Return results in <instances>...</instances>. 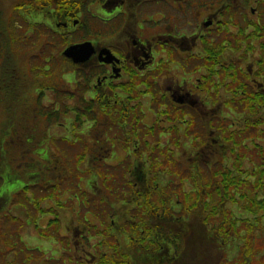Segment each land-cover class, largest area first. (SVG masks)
I'll return each mask as SVG.
<instances>
[{
  "label": "trees",
  "instance_id": "obj_1",
  "mask_svg": "<svg viewBox=\"0 0 264 264\" xmlns=\"http://www.w3.org/2000/svg\"><path fill=\"white\" fill-rule=\"evenodd\" d=\"M26 1L15 0L7 9L0 5V264H29L36 259H40L43 264L52 262L51 259L45 260L50 258L46 253L36 247H27L23 242L19 228L24 220L10 210L18 195L32 187L40 190L56 187V193H59L56 197H59L63 191H67L58 187L59 182L65 181L62 171L73 174L77 172L66 187H71L74 193L72 198L86 209L88 204L82 201L96 205L102 200L100 197L92 203L90 195L94 193L89 195L88 189L97 185V175L108 168L103 159L99 160L93 155L95 152L91 142L74 135L71 123L73 119L79 124L85 123L84 120L96 121V110L91 109L94 101H85L82 97L83 110L77 114L67 108L68 104L62 103L55 93L58 92L55 79H59L47 68L51 60H44L46 57L51 59V54H43L41 48L38 50L36 45L29 44L33 37L40 42L42 24L30 22L26 10L28 8L34 15H40L41 5L47 0H28L29 4ZM252 84L242 82L240 94L226 99V102L234 104L238 109H232L224 103L225 107L215 110L221 113L222 118L231 119L230 125L237 121L238 130L233 133L227 130L226 123L225 126L219 124V116L212 114L203 124L194 122L197 130L189 137L190 145L184 154L178 155L185 161L171 154L175 134L178 135L176 126L163 129L169 135L164 140L162 129H159L162 132L159 139L157 126L143 128L138 124L142 132L139 140L144 138L142 145L150 147L149 153H159V157L155 154L154 159L150 160L122 161L113 167L114 174L125 169L126 175L119 182H116V177L112 179V175H105L103 182L107 184L108 181L114 194L119 191L121 197H117V194L114 196L117 203L121 201L128 204L132 202L135 192V181L130 178V173L134 174L136 165L149 169L153 184L148 181L144 187L153 193L157 190L155 194L161 193V189L154 186L159 182L157 175H167L165 185L172 191L170 201L166 203L161 200L155 209L160 210L158 217H167L177 224L160 222L152 225L154 215L149 211L151 200L145 201V207L135 203L136 206L129 209V214L136 219L132 232L138 236L134 237L130 232L121 234L122 238L129 237V241L135 245L131 252L121 248L116 258L113 252L116 247H121V238H118L119 241L115 239V242L106 244L109 245L107 249L110 253L97 254L93 264H163L168 263V260L169 264H264V68ZM49 89H55V92ZM247 97L254 98L249 107L251 112L244 111V106L240 104ZM99 108L101 106L98 104ZM99 112L101 118L103 114L108 116V120L103 121H119L116 118L118 112L112 108L110 112ZM133 113L138 112L129 110L128 117L125 114L126 122L131 120ZM20 115L24 119L21 120ZM192 118L196 119L195 116ZM109 127L106 125L105 129ZM110 131L120 137L124 129L123 126H113ZM224 131L232 133L230 135L236 137V140L233 138L229 143L223 142L221 135ZM148 133L152 136L151 141L146 140ZM51 143L59 145L56 156L48 151ZM71 144L75 147H67L65 150V146ZM200 162L203 170L198 169ZM175 167L179 170L172 171ZM49 175L55 179L51 184L47 180ZM14 179L22 184L14 186ZM25 182L29 185L23 186ZM80 183H84V187H80ZM118 183L121 186H117ZM126 193L130 195L128 201L122 198L127 196ZM138 195L141 196V193ZM45 197V194L40 193L36 202L32 203L35 199L27 196V205L32 207L37 216L45 212L43 209L46 207L41 205ZM111 199L109 203L115 205V200L113 202ZM5 219L16 223L17 228H6L2 222ZM36 221V218L28 215L25 223L34 224ZM52 224H45L41 233L44 237L52 235L56 239L57 230L52 232ZM48 232L51 233L47 235ZM84 233L89 235L90 241L93 240L94 237L90 235L92 233L86 229L81 232L82 238L85 237ZM147 234L151 237L146 242L144 238ZM156 252L163 253L162 259L165 261L150 260Z\"/></svg>",
  "mask_w": 264,
  "mask_h": 264
},
{
  "label": "flooded vegetation",
  "instance_id": "obj_2",
  "mask_svg": "<svg viewBox=\"0 0 264 264\" xmlns=\"http://www.w3.org/2000/svg\"><path fill=\"white\" fill-rule=\"evenodd\" d=\"M40 12L29 11L30 22L42 24L40 42L29 44L51 54L44 60H51L47 68L59 80L58 92L49 90L75 114L83 110L82 97L94 101L96 121L71 123L74 135L91 142L93 155L108 166L159 157L142 145L144 138L139 140V123L157 126L159 139V129L176 126L171 154L176 157V149L184 154L197 130L194 122L203 124L226 99L240 94L242 82L253 85L264 68V44H255L264 33V0H47ZM84 43L91 50L85 61L64 55L67 47ZM228 82H236L234 89H226ZM110 108L119 121L100 117L98 110ZM129 110L138 113L126 122ZM113 126H123L120 137L110 131ZM162 138L169 135L163 131ZM114 144L124 147L118 158L110 150ZM85 229L78 224L69 233L72 228L65 226L56 239L50 235L60 244L50 264H93L98 250L105 253L89 235L82 238Z\"/></svg>",
  "mask_w": 264,
  "mask_h": 264
},
{
  "label": "rangeland",
  "instance_id": "obj_3",
  "mask_svg": "<svg viewBox=\"0 0 264 264\" xmlns=\"http://www.w3.org/2000/svg\"><path fill=\"white\" fill-rule=\"evenodd\" d=\"M2 4L1 8L3 9H7L10 8L11 5L14 3L15 0H1ZM28 4L30 3V1H26ZM45 3H42L41 5V9L43 8ZM5 7V8H4ZM27 17L29 18V9L27 8ZM22 12H24V10H22ZM11 13V12H10ZM33 15V14H32ZM253 32V31H252ZM255 36V35H254ZM32 41H35V43L37 42L36 38L33 37L31 38ZM13 43H18L16 41H14ZM264 44V33H259L258 37L256 38V42L255 44ZM22 44V43H20ZM65 44H62L61 46H63ZM247 63V62H246ZM244 67V66H243ZM246 77V76H245ZM234 83L236 82H228V84L226 85V89H234L235 86ZM262 93V92H261ZM52 98V97H51ZM50 98V99H51ZM241 100V99H240ZM254 98L252 97H247L244 98L242 100L243 103H240L241 105L244 106L246 112H249L250 109V105L253 104ZM225 104L229 105L230 107H232V109H238L237 106H234V104H230L228 102L225 101ZM251 112V111H250ZM212 114V116H219V124H223L225 126L226 123V129L227 130H231V132H235V130H238L237 127H239V123L236 121V123L234 125H230V120L229 118H222L221 117V113L217 112V111H212L210 112V115ZM209 115V116H210ZM20 119H24V117L22 115L19 116ZM149 114L147 113L146 115V119H148ZM210 125L213 127L212 129H214L215 127L212 125V120H210ZM56 127H54V131H55ZM51 130V129H49ZM216 130V129H215ZM217 131V130H216ZM228 131H224L221 135V137H223V142H231L232 139L234 138L236 140V137H232V134ZM249 134V132H248ZM217 135L218 131H217ZM220 137V136H219ZM227 140V141H226ZM69 147L70 149H72V147H75L74 145L71 144V146H65V150L66 148ZM176 149V148H175ZM110 150H113L114 153H116V158L119 157V155H121L122 153H124V147H122L119 144H114ZM49 152H53L54 155L52 156H56L59 153V145L58 144H52L48 149ZM42 152V150L40 152H38L39 154ZM176 158L181 160V161H185V159L183 158H179V149H176ZM71 158L74 159V156H71ZM166 160V159H165ZM112 163H116V160H113ZM173 165V164H172ZM117 165L114 166H108V168L106 169V171L101 172L100 174L97 175V185L95 187H93L92 189H88L89 195L90 193H94L93 196L90 195V199L92 200V203L99 199L100 197H102V200L98 201L96 205H91L90 202H86L87 207L86 209L83 208V206L75 199L72 198L73 194L72 193V189L71 187H66L67 183H70L73 181L75 175L77 174V172L73 173H67V171H62V175H65V181H61L59 182L58 187L63 188L64 190L67 191H63L62 195H60L59 197H56L57 195H59V193H56V187H53L52 189H38V187H32L31 189L29 188V190L25 193H22L21 195H18V201H14V203L12 204V206H10V210L12 213L18 215L22 220H24L22 222V227L19 228L20 230V235L23 238V242L25 243V245L27 247H36L39 250L43 251L44 253H46L48 256H50V254L52 255L51 252L55 253L58 251L60 244L57 242H54L50 239L49 236H43V233H41V226L52 222V226H53V231L57 230L60 233H63L64 231V227L68 226L71 227L72 230L69 231V233H71L73 231V227L75 225H80V226H84L86 228V231H89V233H92L90 235H92L94 238H92L93 240L91 241L92 244H100L101 243V249L104 251L105 249L108 248L109 245L106 246L107 243L109 242H115L116 238H121V247L120 249H117L116 247V251H114V255L116 256V258L119 256L118 253L121 252V248L127 250V252H131V249H133V247L135 246L133 243H131L129 241V237H124L122 238L121 234L124 233H132L134 235V237L138 236L136 233L132 232V226L134 225V218H132L129 214V209L132 208V206H136V204L138 205H142V207H145L146 203L145 201L147 199H150L152 202V205L150 206L149 211L153 213L154 215V220L151 222L152 225L158 224L160 222L167 223V224H177L174 223L175 221H171L169 218L167 217H158V215H160V210L155 209L156 206H159L161 204V200H164L166 203H169L170 198H171V189H167V186L165 185L168 181L167 175L166 177H164L163 175H157V180H159L158 184H154L155 187L161 189V193L159 194H155L157 192V190L155 191V193H153L152 191L148 190L146 187H144V185H146V183L149 181L150 184H153V180L151 179L150 176V172L149 169L147 168H142L141 165H136L134 168L133 173H130V178L135 181V192L132 195V202L130 203H124L121 202L117 203L116 200L114 199V196H116L115 194H117V197H121V195H119V191H116L115 194L113 193V191H111V185H109L108 181L107 184H105L103 182V177L106 176H111L112 179L116 177V182H119L121 180V177L126 175V170H121V171H117L118 174H114V168ZM174 166V165H173ZM119 169V168H118ZM199 170H203V164L202 162H200L199 166H198ZM178 167L173 168L172 171H178ZM70 174V176H69ZM155 177V174L152 173ZM149 177V178H148ZM160 178V179H159ZM151 179V181H150ZM48 182H50V184L52 183V181H55V179L53 178L52 175H49L48 177ZM156 180V178H155ZM154 180V181H155ZM172 181L175 180L171 178ZM14 186H20L22 183L21 181L14 179L13 181ZM48 184V185H50ZM29 185L28 183H24L23 186ZM117 186H121L119 183L117 184ZM51 187V186H49ZM80 187H84V183H80ZM62 191V190H61ZM41 194H45L46 197L43 199V203H41L42 207L43 205L46 207L43 210H45V212H41L39 214V216H37L34 213V210L32 209V207L27 203H28V198L27 196L35 199L33 200L32 203L36 202V199L39 197V195ZM138 193H141V196L138 195ZM126 197H122L123 200H130V195L129 193H126ZM81 196L83 197V195L81 194ZM81 197V198H82ZM112 197V201L114 202L115 200V205L114 204H110L109 203V198ZM72 198V199H71ZM105 200V201H104ZM106 202V203H105ZM20 206V207H19ZM61 206V207H59ZM34 208V207H33ZM74 209L77 211L75 212ZM88 209H90V211H88ZM110 214H112L111 216H113L112 219H110ZM123 214V215H121ZM10 215V214H9ZM28 215H30L31 218H36L37 221L34 224L31 223H25V221L28 220ZM175 216V213L173 214ZM57 218H56V217ZM19 218V219H20ZM86 221H85V219ZM20 219V221H21ZM128 219V220H125ZM57 220V221H55ZM88 221V222H87ZM3 223L6 224V228L13 230L16 229L17 225L16 223H12L9 220H3ZM38 222V223H37ZM185 222H188L187 220H185ZM55 223H57L55 225ZM51 232H48V234H50ZM151 235L147 234L145 235V240L147 242V238L150 239ZM65 240L63 241V245L65 247ZM114 247V246H111ZM109 247V248H111ZM104 248V249H103ZM47 251V252H46ZM108 254L110 253L109 249L105 250ZM136 251V250H135ZM101 251L98 250L99 254ZM71 253H74L73 250H71ZM54 255V254H53ZM232 255H234V253H232ZM163 253H159L156 252L153 254V257H150V260H154V262H157L158 260L161 261H165L164 259H162ZM169 258V257H168ZM52 261V257L50 258ZM29 264H43L42 261L40 259H36V260H32ZM163 264H169V260L168 263H163Z\"/></svg>",
  "mask_w": 264,
  "mask_h": 264
},
{
  "label": "water",
  "instance_id": "obj_4",
  "mask_svg": "<svg viewBox=\"0 0 264 264\" xmlns=\"http://www.w3.org/2000/svg\"><path fill=\"white\" fill-rule=\"evenodd\" d=\"M89 46H90V44H88V43L69 46L65 49L64 55L71 58L72 61H74V62L85 61L87 59V57H89L88 54L91 53Z\"/></svg>",
  "mask_w": 264,
  "mask_h": 264
}]
</instances>
